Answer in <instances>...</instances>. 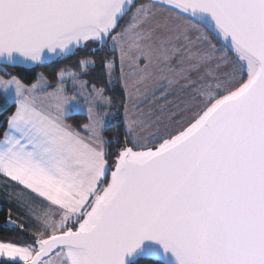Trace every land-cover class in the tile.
I'll list each match as a JSON object with an SVG mask.
<instances>
[{"label":"snow or ice","instance_id":"6c2138e0","mask_svg":"<svg viewBox=\"0 0 264 264\" xmlns=\"http://www.w3.org/2000/svg\"><path fill=\"white\" fill-rule=\"evenodd\" d=\"M108 39L121 73L126 58L148 61L136 84L159 68L164 83L153 95L164 102L174 83L192 85L193 115L173 114L174 129L160 125L147 143L133 135L114 166L103 88L68 69L55 86L40 74L29 87L7 72ZM0 65L8 77L0 76V95L15 104L0 176L44 201L31 242L0 241V264H264V0H0ZM114 65L106 61L109 75ZM128 101L135 107L131 90ZM76 112L87 116V137L67 123Z\"/></svg>","mask_w":264,"mask_h":264},{"label":"rangeland","instance_id":"374dc122","mask_svg":"<svg viewBox=\"0 0 264 264\" xmlns=\"http://www.w3.org/2000/svg\"><path fill=\"white\" fill-rule=\"evenodd\" d=\"M143 4L147 5L150 3H143ZM139 5L141 4H137V7ZM134 12H135V8H133L132 12H130L127 15V17L123 20V22L119 24L120 26L115 30L116 32L121 31L129 24ZM195 37L196 34L193 33L192 39L195 40ZM107 44L109 49L113 51L111 39L107 40ZM217 47L219 46L217 45ZM115 52L117 53L116 59L109 58L106 60V61L110 59L115 60V65L111 70V75H109V70L106 67V63H105V69L107 73L108 84L110 87H113L116 85L117 82H120L119 87L123 95V100L122 101L114 100L113 97H110V95H107L104 92V94L110 98V103L107 104L102 109V111L106 113L107 126H113L119 123L124 124L127 134V139L131 146H132L131 138L133 135H135L136 137H143V142L145 143H147L149 140H153L154 139L153 133L158 131L160 125H169V127L166 130L172 131L174 129V125L171 124L170 118L173 117V114H176L177 118H179L182 115L184 121H186L188 118L191 117V115H193V113L189 111V106H190L189 101L191 100V95H192V85L188 80H180L178 83H174L169 89L170 93L172 94L168 96L167 102H164L159 97L158 92H156L155 95H153L157 85L164 83V81L160 79L159 68H157L155 65H150V71H153L155 73L154 77L145 80L142 83L136 84V80L140 74L138 69H142L144 67V64H147L148 61L145 60L144 63H140L139 60H137L136 63L133 64L129 59L126 58L125 63L123 65L124 71L123 73H121L120 52L119 50H116ZM89 67L92 66L82 68L81 73L79 72L80 74L79 79L86 81L87 84L90 86L94 84H91L83 77V75L88 72ZM207 67H211V65ZM62 69H68L71 72H73L71 69L67 67L61 68L59 72ZM217 71L218 72L222 71V69H218ZM205 72H206V67H201L199 71L193 70L190 79L192 81H199L200 77L203 76ZM40 74L41 72H38L37 80L40 78ZM164 74L169 76L171 75V73H168L167 71H165ZM125 79H127L128 81L129 89H126L124 86ZM133 85H135V87H133ZM66 86L69 89V94L72 95L78 94L77 89L72 80L70 82V85L67 84ZM136 88L139 89L138 92L136 91ZM129 90H131L133 93L135 107H133V105L130 104L128 101ZM88 91H91L90 87L88 88ZM78 98L81 104H85L86 106H88L85 96L79 95ZM8 104H14V103L12 102L11 99H6L4 96L3 99L0 97V108L1 107L4 108ZM125 105L128 106L127 113L125 112V107H124ZM73 114L85 115V113L83 112H76ZM130 120L137 121V124L133 126L132 132H129L127 128V124ZM81 130H82L81 132H83L84 135L86 136L89 135L87 132L83 130V128ZM159 130H164V129H159ZM17 188H20V191H18ZM4 203L10 205L8 206L10 212L20 211L21 213L20 222L18 220H14L16 222L15 224L24 225V228L23 229L20 228V229L25 231L29 235V237L23 235L22 240L31 241L32 233L35 232L36 230L33 220V213L34 212L38 213L41 211L44 203L43 198L38 197V195L32 193L31 190L25 189L22 185H18L15 182H11L10 180H7L6 178L0 176V207ZM10 219L11 221H13L12 218L10 217L7 221L8 226L14 224L9 222ZM27 223L28 225L26 226L25 224ZM0 241H5V240L0 239Z\"/></svg>","mask_w":264,"mask_h":264},{"label":"trees","instance_id":"16d2710c","mask_svg":"<svg viewBox=\"0 0 264 264\" xmlns=\"http://www.w3.org/2000/svg\"><path fill=\"white\" fill-rule=\"evenodd\" d=\"M143 3H148V2L138 0L135 5L137 6V4H143ZM123 20L120 22V24L123 22ZM213 42L216 43V40L213 39ZM217 45L219 46V44ZM116 54L117 53L115 51H111L109 49L108 44H106V46L100 47L98 43L94 42L87 45L83 49L77 50L75 54L69 55L66 58H60L54 62L47 63L33 69L7 67V72L17 76L26 85H31L35 83L37 81L38 72H41V74H43L44 77H46L48 83L55 86L58 80L57 74L61 68L67 67L75 73L77 72L81 73L82 68L79 65V61L90 57L92 60L95 61V63L94 65H92V67H89L88 72L85 73L83 77L91 84L103 88L104 92L107 95H110V97H113L114 100L122 101L123 95L119 87L120 82H117L115 86L110 87L108 84L107 73L105 69L106 60L109 58L116 59L117 58ZM228 54L231 55L230 53ZM0 67L2 66L0 65ZM0 75L4 76V72L0 71ZM4 77L8 78L7 76ZM0 97L3 99L2 95H0ZM1 108H0V139H2V132L7 129V118L15 111V104H8L3 109ZM86 122H87V117L82 114H73L67 119V123L72 125L78 131H82L81 130L82 125L85 124ZM103 135L105 139L109 141L108 144L109 155L107 157L108 163L110 166H114L115 158L117 157V154L120 151V149H122L126 143L128 146H131L127 139V134L124 124L119 123L113 126H107ZM17 190L20 191V188H17ZM8 206L10 205L4 203L0 207V239H4L5 241H14V242L23 243L25 242V240H22V236L25 235L29 237V235L17 226L19 224H12L11 226L7 225V221L10 217L12 218L13 221L18 220L20 222L21 213L20 211L10 212ZM25 225L27 226L28 223ZM27 242H31V241L27 240Z\"/></svg>","mask_w":264,"mask_h":264},{"label":"water","instance_id":"95a60500","mask_svg":"<svg viewBox=\"0 0 264 264\" xmlns=\"http://www.w3.org/2000/svg\"><path fill=\"white\" fill-rule=\"evenodd\" d=\"M138 0H133V3L135 4L136 2H137ZM140 1H146V2H148V3H152V0H140ZM126 16H124L120 21H119V24H120V22L125 18ZM91 43H94V42H88V44L87 45H89V44H91ZM95 43H98L99 44V46L100 47H102V46H106V44H107V40H106V42L104 43V44H101L100 42H95ZM87 45H85V46H83V47H79V48H77L76 50H75V52L77 51V50H80V49H83V48H85ZM57 59H54V60H51V61H46V62H44V63H42V64H17V65H9V66H7V67H10V68H26V69H33V68H36V67H38V66H41V65H44V64H47V63H51V62H54V61H56ZM2 66V65H1ZM115 163H116V158H115V161H114V165H115Z\"/></svg>","mask_w":264,"mask_h":264},{"label":"crops","instance_id":"0c3cea01","mask_svg":"<svg viewBox=\"0 0 264 264\" xmlns=\"http://www.w3.org/2000/svg\"><path fill=\"white\" fill-rule=\"evenodd\" d=\"M69 81L71 82V79H67V80H66V82H65V86H66L67 84L70 85V82H69ZM31 85H32V84H31ZM31 85H28V86L30 87ZM66 88L68 89L67 86H66ZM52 90H53V88H48V91H49V92H51ZM68 90H69V89H68ZM80 132H81V131H80ZM81 134H82L83 136L87 137L86 135L83 134V132H81Z\"/></svg>","mask_w":264,"mask_h":264}]
</instances>
